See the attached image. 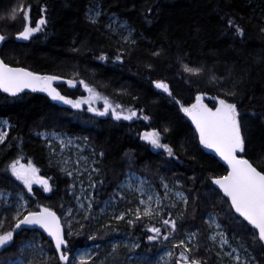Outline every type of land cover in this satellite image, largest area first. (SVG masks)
<instances>
[{
    "label": "trees",
    "instance_id": "trees-1",
    "mask_svg": "<svg viewBox=\"0 0 264 264\" xmlns=\"http://www.w3.org/2000/svg\"><path fill=\"white\" fill-rule=\"evenodd\" d=\"M19 3L20 0H0V34L7 36L0 49L1 59L10 66L40 75L61 76L63 82L58 89L71 99L87 95L82 86L70 88L66 83L78 73L77 80H85L115 103L143 112L140 118L131 121H115L110 114L97 116L89 112L87 105L73 109L52 102L41 93L24 92L18 97H8L0 92V119L9 120L13 126L7 142L0 144V192H22L28 200L27 211L51 207L62 218L67 231L68 218L63 215L68 208H77L76 192H71L74 180L61 171L57 155L51 151L53 146L48 147L47 141L37 133L73 136L84 140L85 148L92 149L98 161L91 216L85 220L86 211L81 210L74 211L70 218L74 235L68 240L74 253L89 247L95 264H121L131 253L139 256L137 264H160L159 255L169 247L173 256L168 264H174L181 249L172 246L185 240L188 233L197 232L195 243L200 248L196 255L206 258L208 264H216L217 248L208 239L212 228L205 223L208 214L214 213L220 217L229 241L247 246L264 264L261 250L252 245L251 234L228 216V203L222 206L223 196L211 184L209 177L224 175L226 169L199 144L191 123L175 103L179 100L187 106L199 92L205 93L204 101L212 107L213 97L235 85L239 92L236 101L246 122L245 158L250 162L264 161V33L261 32L264 0H27L32 6L33 26L45 5L44 15L49 20L42 33L27 41L16 39V33L23 27L22 19L13 21L10 17L11 9ZM94 4L105 12L99 25L89 23L86 15ZM112 14L127 24L131 39L136 41L134 45L125 44L121 37L104 27ZM229 17L235 18L245 30L243 37L228 29ZM157 51L160 54L154 56ZM118 53H123L122 62L115 60ZM102 54L107 56L105 61L98 59ZM182 64L202 67L203 73L198 76L185 73ZM213 73L223 77V82L211 83L209 77ZM157 80L169 84L171 96L155 88L153 81ZM96 107L102 110V102ZM253 112L257 114L255 117L251 116ZM144 115L150 119L143 120ZM152 129L162 134V143L174 149V157L140 139V134ZM17 158L26 164L32 160L40 170L39 175L51 177L53 191L45 193L42 186L33 185L29 193L10 171L5 173L6 165ZM128 171L144 177L157 190H160V177L171 185L180 181L179 189L188 195L189 203L185 208L176 201L172 215L178 217L183 212L184 217L169 240L164 241L162 234L156 241H148L151 233L145 226L155 223L159 227L155 220L144 218L135 227L124 220H106L114 208L120 213L132 205L123 200L118 199L100 213L104 203L116 196L115 190ZM193 176L198 179L193 181ZM134 198L132 195L133 203ZM169 203L164 201L165 205ZM14 211L12 206L0 201V218L7 217L3 231L10 230L14 223ZM161 215L167 218V210ZM90 236L94 239L90 240ZM122 237L139 247L125 250L117 246L113 252L112 243ZM28 243L43 245L47 256L53 258L51 264H56L58 254L51 240L28 226L16 232L10 246L0 249V264L16 258L29 264H48L39 251L25 248Z\"/></svg>",
    "mask_w": 264,
    "mask_h": 264
},
{
    "label": "snow or ice",
    "instance_id": "snow-or-ice-1",
    "mask_svg": "<svg viewBox=\"0 0 264 264\" xmlns=\"http://www.w3.org/2000/svg\"><path fill=\"white\" fill-rule=\"evenodd\" d=\"M31 4L27 3V0H20V3L11 9L10 17L13 21L22 19V30L16 33V39L30 40L34 38L35 34L42 33L45 26L49 23L46 15L47 6L40 8V18L35 21L34 26L31 21ZM151 11V9H149ZM88 22L93 25H99L101 17L105 15L104 10L98 4H94L89 8L87 12ZM227 26L229 30H234V35L243 37L245 30L237 24L235 18L229 17L227 19ZM104 27L117 34L123 32L126 29V24L119 21L115 14L109 15L108 23ZM264 33V28L261 29ZM132 33L122 36V40L125 44H135L136 41L131 39ZM7 36L0 34V42H5ZM76 51V49H74ZM160 53L154 52V56H158ZM123 53H118L115 57L116 61H123ZM99 60L105 61L106 55H100ZM151 66L149 65V68ZM183 72L191 75H201L203 73L202 67H190L188 64H182ZM78 73L73 74V78L67 79L66 83L70 88L82 86L87 93L86 96H81L76 99H71L66 95H62L56 87L53 86L55 81L61 80V76L56 75H40L38 73L29 71L23 67H11L3 59H0V91L8 94L11 97H18L24 93L25 90H31L33 92H44L53 101L60 102L65 105H69L73 109H81L84 105H87V110L94 113L97 116L111 115L115 121H131L134 118H140V113L143 110H136L132 107L125 108L122 104L115 103L108 96H105L97 91L96 87L92 86L83 79L77 80L75 77ZM223 77H217L214 73L209 77L211 83L219 85L223 82ZM190 82V81H189ZM155 88L161 89L163 92L172 95L169 84L157 80L153 81ZM222 95L213 97L214 105L209 107L204 103L205 93H199L195 96V101L189 105L181 103L176 100L175 103L180 105V111L187 116L192 124L195 126V131L199 137L200 145L204 148L212 150L223 162L226 164V174L221 176L209 177L211 184L218 186L219 190L223 193V203H228V216L237 220L241 228L248 231L251 234V240L253 247H258L261 250V256L264 258V161H251L247 156V137L245 135L244 114L239 109V103L236 101V97L239 94L238 89L233 85L229 91L227 89L221 90ZM98 102H102V110L96 107ZM257 114L251 113L252 117ZM143 120L148 121L149 116L144 115ZM12 125L9 120H0V144L7 142V139L12 130ZM168 131L167 128L164 130ZM42 135L45 139H49V135L46 133H37ZM51 136L59 141L61 149L73 144L72 139H65L60 133H52ZM19 139V138H15ZM85 140L87 138H84ZM140 139L150 144L153 149H162L167 153L168 157H174V149L165 143H162V134L156 130L144 132L140 134ZM19 146V145H18ZM48 147H52V140L49 139ZM103 156V153H100ZM130 155V154H126ZM64 161V164H67ZM79 164V161H77ZM11 173L12 177L23 184L29 193L33 191V185H40L45 193L53 191V186L49 183L51 177H44L39 175V169L34 165L32 160H29L27 164L20 162V159H14L10 164L6 165L4 172ZM61 171H65L69 177L73 176V171L66 170L61 167ZM93 172L98 169H92ZM78 174V173H77ZM135 176V173H129V182L126 185H121V191L116 195L121 199H124L123 188H127L139 195V203L135 210L129 208L127 211H121L119 215H115L114 218L117 221L125 220L129 215L133 216V219H128L127 223L130 226L135 227L138 222L144 218H148L149 221L155 220L159 223V227L155 223L146 225L148 233L147 239L150 242H154L163 234L164 241L169 240L176 233L180 226V221L184 217V213L181 212L178 217H173L172 210L177 206L176 201H182L187 208L189 203V197L183 191H174L166 181L164 177H160V188L163 189V195L157 191L156 187L151 182L137 178L139 183L133 187L131 178ZM89 187L96 188V184L91 182V175L89 176ZM193 181L198 179L193 176ZM103 183V181H101ZM70 188L72 186H69ZM175 188L182 187L180 181H176ZM83 192V189H81ZM170 195L175 197L169 204L165 205L164 201L170 199ZM147 196V199L143 197ZM77 202V208H68L65 212V217L68 219V230H65L62 224L61 217L57 215L51 207L40 206L39 211H27V201L24 203H17L15 211L12 215L14 223L11 225L10 230L3 231V226L7 221V217L0 218V249L10 246L14 241V235L18 230H21L23 226H35L42 229L47 233V236L51 238V243L54 245L55 253L58 254L56 264H95L93 257L88 252L74 253L69 247L68 237L74 235L71 231V217L74 211L81 210L86 211L85 220L91 216V210L93 209V200L95 199V192L91 195L85 194L82 196H75ZM20 201L24 200L21 195ZM84 200H87V205L84 204ZM116 200V196L110 197L107 205L113 204ZM195 202V198H193ZM61 208L64 205L61 204ZM167 210L168 216L164 218L161 213ZM104 211V209H101ZM195 211V209H194ZM26 212V214H24ZM115 213V208H114ZM22 216V218H21ZM242 218V219H241ZM246 222V224L244 223ZM205 223L211 228L215 225L216 232L209 235L208 239L215 242L219 239V249L216 253L217 258L222 262L224 258H229L232 264H261V261L257 259L255 255L245 245H241V249L233 248L230 244L227 231L222 228L220 223V217L217 214L209 213ZM81 225V229H83ZM78 234V233H77ZM198 233H188L187 240H181L178 244L172 246L173 249L180 248L179 256L175 259L174 264H208V260L203 257H198L200 245L195 243ZM89 239H94L90 236ZM191 245V246H189ZM133 247H139L138 244L133 242ZM230 250L225 251V247ZM33 251H39V253L46 258L48 264H51L52 257L47 256V252L43 245L33 247ZM116 251V247L113 246V252ZM209 251V249H205ZM169 258L173 256V251H168L166 254ZM163 259V258H162ZM14 264H20L19 261Z\"/></svg>",
    "mask_w": 264,
    "mask_h": 264
},
{
    "label": "rangeland",
    "instance_id": "rangeland-1",
    "mask_svg": "<svg viewBox=\"0 0 264 264\" xmlns=\"http://www.w3.org/2000/svg\"><path fill=\"white\" fill-rule=\"evenodd\" d=\"M91 7H89V8H91ZM89 8H88V10H89ZM119 21L124 23V24H126L124 21H122L120 19H119ZM126 26H127V24H126ZM129 32H131V30L127 26L126 29L123 32H121L119 34H117L116 32H114V33L122 38V36L128 35ZM131 37H132V35H131ZM0 120H4V119H0ZM42 133L48 134L49 135V139L52 140L53 149L51 151H53V153H56V155H57L56 158L58 159L60 166L65 168L66 170L73 171V176L69 177L67 175V177H69V178L74 180V186L72 187L74 189H71V192H76V196H82V195H85V194L91 195L93 190H92V188L89 187V184H90L89 176L91 175V182L94 183L97 171L93 172L92 169H98L97 166H96L98 161L96 159L95 154L93 153V150L90 149V148H85L84 140H80L79 138H76V137H73V136H67V135H64V134H61V135L65 139V141H67L68 139H72L73 140V144L66 146L64 149H61L59 141L51 136L52 133H56V132H42ZM40 137H41L42 140L47 141V145H48L49 139H45V137L42 136V135H40ZM64 161H67L68 163L64 164ZM77 161H79V164L77 163ZM21 163H23V162H21ZM23 164H26V163H23ZM129 173H133V172L128 171V172L125 173V175L123 177V180L120 182L118 188L115 190V194H117L118 192L121 191V187H120L121 185H126L129 182V177H128ZM138 177L145 179L144 177L139 176L138 174L135 173V176H133L131 178V182L133 183V187H135L139 183V181L137 179ZM169 186L171 188H173L174 191H181L179 188H175L174 187L175 184L174 185L169 184ZM24 189L27 190L25 187H24ZM81 189H83V192L81 191ZM157 191H159L160 194L163 195V189L162 188H160V190H157ZM21 195L24 197L23 201L19 200V197ZM132 195H135V198H134L135 202L134 203L132 201L133 198L131 199ZM123 196H124V199H121L119 196H117V198L113 202V204H116V201L118 199H120V200H123L124 202H126L128 204H132L131 206L127 207V210L129 208L135 210V208L137 207V205L139 203V195L137 193L133 192V191L128 190L125 187V188H123ZM143 198L147 199V196H145ZM172 200H175V197L170 195V199L168 201L171 202ZM0 201H2L5 204V206H12L14 208V210H15L14 206L18 202L19 203H24V201H27V205H28V200L26 199V197L24 196V194L22 192H20V193L0 192ZM107 201H109V200H107ZM83 202H84L85 205H87V203H88L87 200H84ZM106 202L104 203V206L101 208V209H104V211L106 210V207L108 206L106 204ZM178 202L183 203L182 201H178ZM75 203L77 205L76 199H75ZM101 209L99 211H100V213H103L104 211H101ZM119 214L120 213H117V212L114 213V211L111 210L110 213L108 214V216H106V220L109 219V220L117 221L114 218V216L115 215H119ZM130 216L131 215H129L128 217H130ZM63 217H65V215H63ZM68 219H66V224L68 223ZM127 220L128 219L124 220L125 223H127ZM61 221H63L62 218H61ZM211 228H212L211 234L217 231V229L215 228V225H212ZM186 240H187V235L185 237V241ZM214 243H215V246L217 248V252L220 251V249H219V239L217 238V240ZM237 243L238 242L236 241V245H235L234 243L230 242V244H231V246L233 248L241 249V246L239 244H237ZM30 244L31 243L26 244L25 248H32V247H29ZM132 244H133L132 240H130L129 238H126V237H122V238L117 239L114 243H112L111 246H112V248H113V246H115V247L120 246V247L124 248L125 250H129L131 248H134L132 246ZM31 245H33V247H36V246H39V243L38 244H31ZM170 250L171 249L169 247H166L161 252V254L158 257V259L160 261V264H168L169 263V257L166 254ZM224 250L225 251H229L230 249L226 246ZM79 252H88L91 255H93V253H92V251L90 250L89 247L80 248V249H77L75 251V253H79ZM241 253L243 254V250H241ZM138 257L139 256H135V255H133L131 253L125 259V262H122L121 264H137L136 260L138 259ZM16 261H19L20 264H29V262L25 261L22 258H16L15 260L7 262V264H14V262H16ZM231 262L232 261L229 258H224V260L221 262L217 258V255H216V264H231Z\"/></svg>",
    "mask_w": 264,
    "mask_h": 264
},
{
    "label": "water",
    "instance_id": "water-1",
    "mask_svg": "<svg viewBox=\"0 0 264 264\" xmlns=\"http://www.w3.org/2000/svg\"><path fill=\"white\" fill-rule=\"evenodd\" d=\"M1 46H2V42H0V49H1ZM0 59H1V57H0ZM11 67H14V66H11ZM63 81H62V79L61 80H58V81H55L54 82V84H53V86L54 87H56L57 88V86L58 85H60L61 83H62ZM57 90H58V88H57ZM59 91V90H58ZM2 94H4V95H6V96H8V97H11V96H9L8 94H6V93H3L2 91H0ZM25 92H32V93H41V94H43V95H45L47 98H49L52 102H56V101H53L50 97H48V95L46 94V93H44V92H39V91H36V92H33V91H31V90H25ZM204 103H206L205 101H204ZM207 104V103H206ZM210 107V106H209ZM187 117V116H186ZM187 119L189 120V122L191 123V126H192V129L194 130V132H195V134H196V136H197V138H198V142H199V137H198V134L196 133V131H195V126L192 124V122H191V120L187 117ZM200 144V143H199ZM201 146H203V145H201ZM206 151L207 152H209L225 169L227 168V166H226V164H224V162L212 151V150H209V149H206ZM225 174H226V172H225ZM224 174V175H225ZM213 187H215L221 194H222V196H223V193L219 190V188H218V186H215V185H213ZM226 199V198H225ZM242 219V218H241ZM246 223V222H245ZM31 228H33V229H36V230H38L40 233H42V234H44V235H46L47 236V233H45V232H43V230L42 229H39L38 227H35V226H30ZM50 238V237H49Z\"/></svg>",
    "mask_w": 264,
    "mask_h": 264
}]
</instances>
